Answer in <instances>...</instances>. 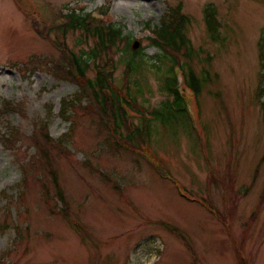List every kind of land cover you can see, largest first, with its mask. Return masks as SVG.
<instances>
[{
	"label": "rangeland",
	"instance_id": "374dc122",
	"mask_svg": "<svg viewBox=\"0 0 264 264\" xmlns=\"http://www.w3.org/2000/svg\"><path fill=\"white\" fill-rule=\"evenodd\" d=\"M179 6L190 18L187 37L202 52L191 63L202 80L199 109L194 108L195 117L167 116L164 124L152 123L149 149L182 185L160 178L150 167L155 161L150 165L141 154L117 151L96 120L80 116L78 109L75 132L62 142L69 152L61 154L53 147L59 177L54 185L41 163L33 160L37 151L28 137L43 122L55 142L67 134L71 122L61 118V102L74 97L78 87L55 78L52 67L59 53L37 30L51 26L44 22L53 19V13L109 8L112 23L122 26L133 41L143 40L149 65L144 75L134 78L148 89L142 101L152 113L167 100L160 92L161 74L170 64H160V71L150 66L159 51L149 45L148 25L153 29ZM207 8L215 9L220 24L215 42L205 22ZM66 39L77 53L92 45L79 30L68 31ZM111 57L116 62L120 52ZM89 76H95L93 68ZM114 77L119 86L124 83V65L117 66ZM208 78L213 82H203ZM261 87L264 0H0V220L6 216L13 225L0 232V264H264ZM7 102L23 109L25 116L5 113ZM12 127L21 132V139L9 149L1 136L9 137ZM211 175L217 184L209 185ZM182 186L186 198L183 189L179 191ZM57 188L66 196L68 217L52 211L64 205L56 198ZM23 190L24 199L8 206L4 193L16 200ZM206 201L217 215L205 208ZM166 228L182 233L189 247Z\"/></svg>",
	"mask_w": 264,
	"mask_h": 264
},
{
	"label": "trees",
	"instance_id": "16d2710c",
	"mask_svg": "<svg viewBox=\"0 0 264 264\" xmlns=\"http://www.w3.org/2000/svg\"><path fill=\"white\" fill-rule=\"evenodd\" d=\"M60 18H65L64 24L59 26L60 23L53 22L50 31L44 38L50 40V32H56L58 41L50 40L60 52V59L55 62L53 69L54 76L59 80L72 82L78 87V92L74 97L65 98L61 102L60 116L64 121L71 122L67 134L58 142H55L50 136L48 123L43 122L39 126L36 125L37 128L35 127V131L28 137L37 151L33 157L35 163L40 162L41 169L47 172L54 185L58 186L59 177L53 165V147L57 148L61 154L69 152L68 149L63 148L62 142L66 137L71 138L75 132L74 129L77 127V123L73 121V118L76 109H78L81 112L80 116L90 115L96 120L100 132L108 134L107 141L113 142V146L117 151L126 150L141 154L147 158L150 165H152V161H155L156 166L151 167L157 175L162 179L178 184L169 168L160 159L153 157L155 153H151L149 148L152 140L151 124L153 122L158 121L164 124V122H168L167 116L179 115L183 117L185 114L187 115V91H192L195 102L197 105L200 104L202 80L197 78L191 63L193 59H198L202 52L196 50L187 37L186 30L190 18L183 14L181 6L170 10L162 18L160 26H156L152 30L153 38L148 39L150 46L157 48L159 51V54L155 56V62L150 66L160 71V64L164 62L170 64L169 69L161 74L160 92L167 96V100L162 102L152 113H149L144 104L146 102L144 99L145 90L148 89L137 78H134V76L140 75L141 72L144 75V68L149 65L146 61L147 56L143 52L144 49L140 48L136 52L132 51L133 41L131 36L126 35L122 27L109 23L106 18L95 19L89 14L62 15ZM205 20L209 36L215 42L218 38L220 24L214 8L205 10ZM77 30L82 32L84 37L92 44H89V48L83 49L79 53L69 48L66 43L68 31ZM114 51H119L121 55V58L116 62L111 57ZM181 57L185 58L186 61L183 62ZM123 65L125 67V79L122 80L124 83L119 86L114 74L117 66ZM92 68L95 76L91 78L89 73ZM177 68L184 72V95L181 94L178 87ZM204 71L209 73L208 70ZM210 81L213 82V78L203 80L206 84ZM143 83L148 85L146 80H143ZM257 98L259 101L264 98L263 87L259 89ZM261 105L264 106V103ZM4 109L6 110L5 113L19 111L21 115L25 116L24 110L12 102L5 103ZM70 110L73 111V114L69 113ZM135 120L138 122L136 123ZM125 130L127 131L126 134ZM10 131L9 137L2 135L1 139L6 142V145L4 144L6 147L14 149L15 144L21 139V132L16 128ZM99 174L103 173L100 172ZM23 175L25 177L26 169H24ZM103 180L111 185L117 193L121 192L111 177L103 174ZM209 181V185L218 183L215 176L212 175ZM25 184L26 181L23 179L21 185L24 187ZM3 196L8 199L7 205L10 206L23 200L25 191L23 190L16 200L6 193ZM56 198L64 205L62 209H52V211L62 213L65 217H68L69 204L61 188H57ZM203 204L207 210L217 213L216 210L213 211L211 203L206 201ZM11 226L13 225L9 223L6 216L3 221L0 220V232H5ZM14 230L18 236H21L19 225H15ZM168 230L185 245L189 246L186 238L177 229L168 228Z\"/></svg>",
	"mask_w": 264,
	"mask_h": 264
},
{
	"label": "water",
	"instance_id": "95a60500",
	"mask_svg": "<svg viewBox=\"0 0 264 264\" xmlns=\"http://www.w3.org/2000/svg\"><path fill=\"white\" fill-rule=\"evenodd\" d=\"M139 45H140V44H139L138 42L135 43V44L133 45V49H134V50H137V49L139 48Z\"/></svg>",
	"mask_w": 264,
	"mask_h": 264
}]
</instances>
